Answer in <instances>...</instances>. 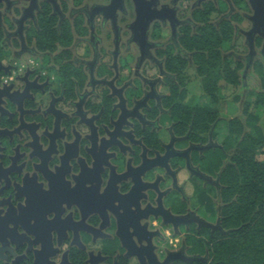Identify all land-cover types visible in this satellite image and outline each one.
<instances>
[{"label":"flooded vegetation","instance_id":"1","mask_svg":"<svg viewBox=\"0 0 264 264\" xmlns=\"http://www.w3.org/2000/svg\"><path fill=\"white\" fill-rule=\"evenodd\" d=\"M254 13L250 0H0V162L23 204L0 207V241L37 236L36 258L15 264L212 262L234 230L230 124L264 73ZM209 51L240 78L213 82L216 99Z\"/></svg>","mask_w":264,"mask_h":264},{"label":"trees","instance_id":"2","mask_svg":"<svg viewBox=\"0 0 264 264\" xmlns=\"http://www.w3.org/2000/svg\"><path fill=\"white\" fill-rule=\"evenodd\" d=\"M211 45L212 49L218 48L220 43L215 47ZM217 52L209 51V65L214 66H208L207 92L213 99L218 96L215 82L224 80L233 85L240 84L237 71L229 64L223 65V69L216 65ZM256 70L262 77L264 89L263 68L257 64ZM252 96L256 97L254 103ZM253 105L255 108L264 106V93L252 92L244 106L246 119H237L230 124L232 134L226 143L234 149L237 167L234 176L230 170L227 174L229 188L226 194L230 199L237 195V201L226 209L225 227L234 230L214 245L213 260L209 264H264V161L257 158L258 152L264 149V120L257 124L259 117L251 111Z\"/></svg>","mask_w":264,"mask_h":264},{"label":"water","instance_id":"3","mask_svg":"<svg viewBox=\"0 0 264 264\" xmlns=\"http://www.w3.org/2000/svg\"><path fill=\"white\" fill-rule=\"evenodd\" d=\"M250 3L255 11L254 16L251 18L253 21V28L250 32L247 33L248 43L250 45L251 51L250 56H254V36L256 34H260L264 38V0H250ZM262 54L264 56V45L262 49ZM4 157H7L8 161H12V158L6 156L3 152H0V160L4 162ZM0 162V207L5 209L9 208V210L13 207H16L17 210L22 211L21 203L15 205L21 198L19 194L20 190L14 186L13 188L8 186V177L13 174V170L11 166H5ZM5 163V162H4ZM12 192V193H10ZM23 233L20 234V237H14L9 235L3 241H0V250L3 253V256L0 260L8 261L9 258H13L11 264H15L17 261V256L20 252H24L25 254L33 252L34 258H36V250L32 249V244L30 241V237L32 236L36 239L37 236L35 234L30 233L28 230L22 228ZM30 236V237H29ZM26 237V238H24ZM24 240H21V239ZM34 264H37L36 261Z\"/></svg>","mask_w":264,"mask_h":264},{"label":"rangeland","instance_id":"4","mask_svg":"<svg viewBox=\"0 0 264 264\" xmlns=\"http://www.w3.org/2000/svg\"><path fill=\"white\" fill-rule=\"evenodd\" d=\"M246 26H248V25L246 24ZM241 41H242L241 43H243V40H241ZM241 49H243V44H241ZM244 52L245 51H241L242 54ZM258 59L261 60L260 58H258ZM248 82H249V91H251L253 93H256V94H260V95L264 93V89H263V86H262V77L257 72L253 71V75L248 79ZM232 91L233 90H231V89L226 90L225 91V95L228 96L229 98H231V96L233 94ZM244 92H246V91L243 88H240V98L239 99H241V97L244 94ZM236 93H238L237 90L235 91V94ZM251 101H252V103H254L256 101V97L252 96L251 97ZM235 102H236L235 105H233V104H229V103L227 104V101H225L224 102V107H225L224 110L226 111L228 108H229V110L231 112L234 110L235 113L232 114V115H236L237 116V114L239 112H237L238 109H236V108H237V106H239L241 101L240 100H238V101L236 100ZM240 105H241L240 112L242 114L243 105L242 104H240ZM251 111L259 117V120H258L257 124H259L260 122H263V120H264V106L263 107L260 106L258 108H255L254 105H253L252 108H251ZM243 119L245 120L246 117H244ZM257 158H258L259 161H264V149H262V150H260L258 152Z\"/></svg>","mask_w":264,"mask_h":264}]
</instances>
